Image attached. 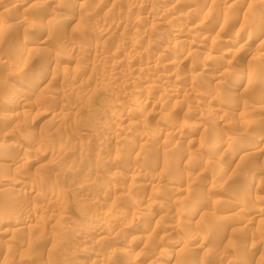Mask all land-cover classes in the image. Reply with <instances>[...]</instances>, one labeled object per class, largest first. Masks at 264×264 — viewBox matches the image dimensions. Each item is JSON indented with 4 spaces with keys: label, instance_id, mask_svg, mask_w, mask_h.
Returning a JSON list of instances; mask_svg holds the SVG:
<instances>
[{
    "label": "rangeland",
    "instance_id": "374dc122",
    "mask_svg": "<svg viewBox=\"0 0 264 264\" xmlns=\"http://www.w3.org/2000/svg\"><path fill=\"white\" fill-rule=\"evenodd\" d=\"M227 5L0 0V264H264V0Z\"/></svg>",
    "mask_w": 264,
    "mask_h": 264
},
{
    "label": "bare ground",
    "instance_id": "6f19581e",
    "mask_svg": "<svg viewBox=\"0 0 264 264\" xmlns=\"http://www.w3.org/2000/svg\"><path fill=\"white\" fill-rule=\"evenodd\" d=\"M40 1H41V2H45V1H47V0H40ZM220 1H221V4H226V5H227V4H228V5H230V4L232 5V4H234V3L236 2V0H220ZM19 3H20V2H19ZM240 3H241V2H240ZM85 4H86V3H85ZM212 4H214L212 1L208 2V3H207V7L210 8V6H211ZM255 4H256V3H255ZM21 5H22V4H21ZM78 5H79V4H78ZM228 5H227V6H228ZM239 5H240V4H239ZM239 5H238V6H239ZM248 5H249V4H248ZM19 6H20V5H19ZM246 6H247V5H246ZM249 6H250V5H249ZM228 7H229V6H228ZM231 7H232V6H231ZM236 7H237V6H236ZM242 7H243V5H242ZM209 8H208V9H209ZM224 8H225V7H224ZM238 9H239V8H238ZM240 9H241V8H240ZM245 10H248V9H245ZM245 10H244V11H245ZM215 11H216V10H215ZM248 11H249V10H248ZM249 12H250V11H249ZM249 12H248L247 14H249ZM238 13H239V12H238ZM252 13H253V12H252ZM158 14H159V12H158ZM165 14H166V13H165ZM245 14H246V12H245ZM250 14H251V13H250ZM155 16H156V15H155ZM252 18H254V17H252ZM255 18H256V17H255ZM255 20H256V19H255ZM48 21H49V20H48ZM258 21H259V23L261 24L262 21H261V20H258ZM246 22H247V21H246ZM259 23H258V24H259ZM219 24H220V23H219ZM247 24H248V23H247ZM240 25H242V23H241ZM249 25H250V24H249ZM261 25H262V24H261ZM261 25H260V26H261ZM245 26H246V25H245ZM224 27H225V26H224ZM243 27H244V26H243ZM250 30H251V29H250ZM261 30H262V29H261ZM181 31H183V30H181ZM262 31H263V30H262ZM194 33H195V32H194ZM195 34H196V33H195ZM246 34H247V33H246ZM190 36L192 37V35H190ZM194 36H195V35H194ZM197 36H198V35H197ZM186 37H187V36H186ZM195 37H196V36H195ZM187 38H188V37H187ZM193 38H194V37H193ZM26 40H27V39H26ZM178 42H179V41H178ZM169 43H170V42H169ZM179 43H180V42H179ZM190 43H191V42H190ZM21 45H22V44H21ZM77 46H78V45H77ZM20 47H21V46H20ZM22 47H23V46H22ZM78 47H79V46H78ZM80 47H81V46H80ZM80 47H79V48H80ZM75 48H76V47H75ZM26 49H27V48H26ZM237 49H238V48H237ZM28 51H29V50H28ZM189 53H190V52H189ZM232 53H233V52H232ZM131 59H132V58H131ZM115 72H116V71H115ZM250 77H251V76H250ZM34 80H35V79H34ZM249 80H250V79H249ZM143 81H144V80H143ZM109 82H110V81H109ZM205 86H206V85H205ZM178 90H179V89H178ZM176 92H177V91H176ZM152 93H153V91H152ZM161 93H162V92H161ZM177 93H178V92H177ZM161 97H162V96H161ZM135 98H136V97H135ZM14 99H15V98H14ZM155 99H156V98H155ZM18 101H19V100H18ZM18 101H17V102H18ZM13 102H14V101H13ZM18 104H19V103H18ZM143 104H144V103H143ZM143 104H142V105H143ZM6 105H7V104H6ZM4 106H5V105H4ZM10 106H11V104H10ZM129 108H130V107H129ZM10 109H11V108H10ZM10 113H11V112H10ZM128 124H129V123H128ZM132 126H133V125H132ZM220 148H221V147H220ZM217 151H218V150H217ZM225 152H226V151H225ZM218 175H219V174H218ZM158 185H159V184H158ZM0 187H1V186H0ZM107 191H108V190H107ZM51 192H52V191H51ZM198 211H199V210H198ZM22 226H23V225H22Z\"/></svg>",
    "mask_w": 264,
    "mask_h": 264
}]
</instances>
